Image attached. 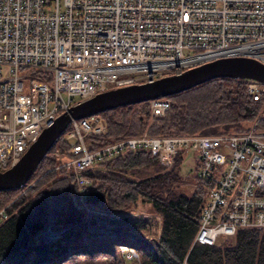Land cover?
<instances>
[{
	"label": "built area",
	"instance_id": "obj_1",
	"mask_svg": "<svg viewBox=\"0 0 264 264\" xmlns=\"http://www.w3.org/2000/svg\"><path fill=\"white\" fill-rule=\"evenodd\" d=\"M234 55L264 62V0H0V168L78 100ZM247 86L255 98L264 90L253 78ZM147 101L151 115L169 107L163 96ZM262 118L264 112L245 130H146L91 148L86 137L107 131L93 113L71 119L68 156L58 165L73 172L82 198L87 169L126 150H151L164 166L180 148L196 150L197 177L208 192L194 239L214 243L238 227H264V129L254 128ZM119 245L125 259L138 261L134 245Z\"/></svg>",
	"mask_w": 264,
	"mask_h": 264
},
{
	"label": "trees",
	"instance_id": "obj_2",
	"mask_svg": "<svg viewBox=\"0 0 264 264\" xmlns=\"http://www.w3.org/2000/svg\"><path fill=\"white\" fill-rule=\"evenodd\" d=\"M248 78L215 76L164 95L169 107L151 115L147 100L101 111L107 131L89 135V147L120 135L217 133L245 130L264 111V90L257 98ZM264 129V118L254 124ZM64 132L43 156L27 181L0 190V264H117L120 243H130L139 259L122 264H264V227H238L214 243L194 239L208 189L194 171L182 174L187 149L180 148L164 166L148 149H131L90 166L82 199L73 172L58 165L67 156ZM195 185L183 189L184 179ZM188 181V180H187ZM141 199L158 214L157 225L129 205ZM91 205V210L85 206ZM46 226L62 229L51 239H37Z\"/></svg>",
	"mask_w": 264,
	"mask_h": 264
},
{
	"label": "water",
	"instance_id": "obj_3",
	"mask_svg": "<svg viewBox=\"0 0 264 264\" xmlns=\"http://www.w3.org/2000/svg\"><path fill=\"white\" fill-rule=\"evenodd\" d=\"M215 76L253 78L264 83V62L252 56H222L189 66L179 72L109 87L78 100L59 112L52 122L44 126L16 162L0 168V190L23 185L72 118L172 94Z\"/></svg>",
	"mask_w": 264,
	"mask_h": 264
},
{
	"label": "rangeland",
	"instance_id": "obj_4",
	"mask_svg": "<svg viewBox=\"0 0 264 264\" xmlns=\"http://www.w3.org/2000/svg\"><path fill=\"white\" fill-rule=\"evenodd\" d=\"M27 83L28 82L25 79L24 80L25 90H28V84ZM195 153H196V150H193V149H189V150L186 151L185 158H184L183 163H182V171H181L183 176L185 175L184 173H189V172L194 171L196 165H195V163L190 162V161L194 159ZM195 184H196V181L193 178H191V179L185 178L182 187H183V189L186 190V188L188 189V186H192V185H195ZM148 206L149 205H148L147 202H144V201H141L140 199H137L135 202H133V203H131L129 205L127 211L130 212V213H136V214L137 213H142L146 217H149L150 220L154 218L153 222L155 221V225H157L158 221L155 220V219H158V214L155 211H153L152 209H150L151 207H148ZM85 208H86L87 211L92 209L91 205H88V204H87V206H85ZM61 230L62 229H60V228L57 229V228H54V227H51V226H46L37 235V239L38 240L39 239H51V238L55 237L57 234H59L61 232ZM119 247H120V245H119ZM120 250H121V247H120ZM138 254H139V251H138ZM125 257L126 256L123 255V252L121 250V257L117 259V264H122L123 261L125 260ZM129 260H131V259H128V261ZM42 263L43 262H39L38 264H42ZM133 263H137V261H135Z\"/></svg>",
	"mask_w": 264,
	"mask_h": 264
},
{
	"label": "crops",
	"instance_id": "obj_5",
	"mask_svg": "<svg viewBox=\"0 0 264 264\" xmlns=\"http://www.w3.org/2000/svg\"><path fill=\"white\" fill-rule=\"evenodd\" d=\"M194 159H195V155H194ZM194 159H193V160H191V161L189 160V161H190V162H193V163H195V164H196V162H195V160H194ZM140 200H141V199H140ZM141 201H142V200H141ZM147 203H148V205H149L148 207H151L150 209H152L153 211H155L154 207H153L152 205H150V203H149V202H147Z\"/></svg>",
	"mask_w": 264,
	"mask_h": 264
},
{
	"label": "bare ground",
	"instance_id": "obj_6",
	"mask_svg": "<svg viewBox=\"0 0 264 264\" xmlns=\"http://www.w3.org/2000/svg\"><path fill=\"white\" fill-rule=\"evenodd\" d=\"M38 135H39V134H38ZM18 159H19V158H18ZM18 159H17V160H18ZM17 160H16V161H17ZM16 161H15V162H16Z\"/></svg>",
	"mask_w": 264,
	"mask_h": 264
}]
</instances>
